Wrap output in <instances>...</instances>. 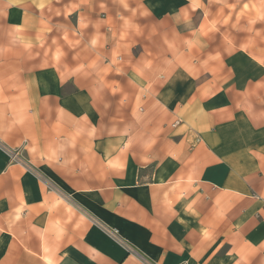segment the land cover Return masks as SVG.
Here are the masks:
<instances>
[{"label": "crops", "instance_id": "obj_1", "mask_svg": "<svg viewBox=\"0 0 264 264\" xmlns=\"http://www.w3.org/2000/svg\"><path fill=\"white\" fill-rule=\"evenodd\" d=\"M246 1L0 0V264H264Z\"/></svg>", "mask_w": 264, "mask_h": 264}, {"label": "rangeland", "instance_id": "obj_2", "mask_svg": "<svg viewBox=\"0 0 264 264\" xmlns=\"http://www.w3.org/2000/svg\"><path fill=\"white\" fill-rule=\"evenodd\" d=\"M239 1L240 0H232V3H236V4H239ZM244 6H245V9H246V12L242 11V12H238V9L236 6H232L231 9H234V11H230L231 15H232V19H234V21L238 22L239 19H241L242 21L245 20L248 24L249 23H254V12H252L251 10H253V5H251V0H247L246 3H244ZM239 13H241L239 15ZM232 29L238 31V26L236 28H233ZM246 32L248 34H255L254 32V27L253 26H250L248 25L247 26V30Z\"/></svg>", "mask_w": 264, "mask_h": 264}]
</instances>
